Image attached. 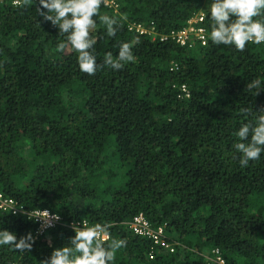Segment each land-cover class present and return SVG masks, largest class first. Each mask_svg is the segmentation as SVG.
Returning <instances> with one entry per match:
<instances>
[{"label": "trees", "instance_id": "1", "mask_svg": "<svg viewBox=\"0 0 264 264\" xmlns=\"http://www.w3.org/2000/svg\"><path fill=\"white\" fill-rule=\"evenodd\" d=\"M114 1L99 15L117 18L116 35L99 20L90 33L97 62L136 40L135 62L89 76L77 53L57 51L63 37L39 1L0 0V190L63 220L38 235L28 216L0 211V227L34 238L23 252L0 246V264H42L84 221L110 225L102 243L126 241L112 264H264V154L241 167L232 135L264 109V90L246 88L264 80V43L214 45L211 0ZM200 13L205 46L169 37ZM138 215L165 227L174 253L150 259L127 225Z\"/></svg>", "mask_w": 264, "mask_h": 264}, {"label": "clouds", "instance_id": "2", "mask_svg": "<svg viewBox=\"0 0 264 264\" xmlns=\"http://www.w3.org/2000/svg\"><path fill=\"white\" fill-rule=\"evenodd\" d=\"M104 3L105 0H39V7H36L37 14L58 28L59 35L63 37L56 46L57 51L70 48L77 53L79 71L89 76L105 67L118 71L135 62L133 47L136 40L119 42L115 56L106 52L102 63L97 62L94 49L97 38L90 35L97 20L105 26L108 37H114L119 27L114 15H99ZM207 12L211 20L209 38L214 45H230L237 51H244L248 43H264V0H211ZM246 88L255 90L256 96L264 90V80L254 78ZM232 135L235 137L233 148L239 153L241 167L260 160L264 154V109L258 111L253 120L241 123ZM109 227L99 223L91 226L81 222L73 224L74 235L68 243L54 248L42 264H112L117 250L124 247L126 241L113 238L106 244L102 243L100 238L108 236ZM33 242L31 233L18 239L14 232L0 227V246L23 252L30 250Z\"/></svg>", "mask_w": 264, "mask_h": 264}, {"label": "built area", "instance_id": "3", "mask_svg": "<svg viewBox=\"0 0 264 264\" xmlns=\"http://www.w3.org/2000/svg\"><path fill=\"white\" fill-rule=\"evenodd\" d=\"M25 1L38 2L39 0H11L13 6L18 7L22 5ZM114 0H105L106 5L113 4ZM205 15L203 13L198 14L195 18L189 21L188 26L180 31L171 32L169 37L176 40L178 44L181 46L189 45L193 38H196L202 46L207 44V31L204 27L199 24L204 21ZM136 31L139 34H147L152 33L142 25L135 26ZM161 40H165L166 37H161ZM185 91V89H183ZM0 211L9 212L12 215H26L29 219L33 220L37 224V234L41 235L47 230H51L56 228L59 225H63L62 218L50 212L49 210H34V211H25L22 206L19 205L18 202L11 198H7L0 190ZM80 222L67 224V227L72 229L73 224H79ZM82 225L88 224L84 221L81 222ZM50 225V226H49ZM130 231L138 237L145 238L151 242L152 251L149 253L150 259L154 258L153 250L155 248H161L167 250L170 253L175 252V247L171 243L168 242L165 235V227H156L154 228L151 223L143 216L138 215L134 217L131 221L127 223ZM101 242H106L109 240V235L107 237L101 236ZM213 264H225V261L221 258H215L212 260Z\"/></svg>", "mask_w": 264, "mask_h": 264}]
</instances>
